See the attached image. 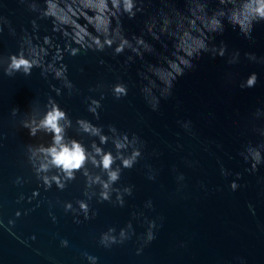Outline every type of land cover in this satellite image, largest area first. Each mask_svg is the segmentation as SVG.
Here are the masks:
<instances>
[{
    "label": "water",
    "instance_id": "obj_1",
    "mask_svg": "<svg viewBox=\"0 0 264 264\" xmlns=\"http://www.w3.org/2000/svg\"><path fill=\"white\" fill-rule=\"evenodd\" d=\"M0 264H264V0H0Z\"/></svg>",
    "mask_w": 264,
    "mask_h": 264
}]
</instances>
